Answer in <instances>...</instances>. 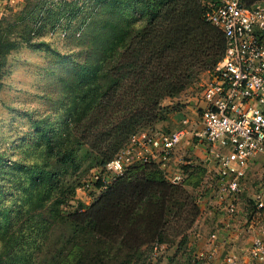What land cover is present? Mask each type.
I'll return each mask as SVG.
<instances>
[{
  "label": "trees",
  "instance_id": "obj_1",
  "mask_svg": "<svg viewBox=\"0 0 264 264\" xmlns=\"http://www.w3.org/2000/svg\"><path fill=\"white\" fill-rule=\"evenodd\" d=\"M125 1L108 0V5L119 8ZM128 1L146 5V9L133 22L107 19L99 55L93 64L74 68L66 83L69 122L64 126L62 140L61 136L57 140L69 143L63 149L67 151L63 152L65 161L78 163L80 147L82 157L90 158L91 167L103 168L114 157L111 156L121 146L124 135L133 131V125L151 126L165 117L160 100L173 88L169 90L170 86L156 80L140 82L128 107L124 103L125 108L118 106L117 112L109 106L121 81L106 64L111 59L116 62L119 50L132 40L134 32L142 35V47L151 54L146 59L156 62L154 78L179 70L186 73V81L199 71L211 70L223 56L224 36L205 21L204 14L210 6L205 9L204 0ZM210 1L214 4L217 0ZM244 1L249 5L257 0ZM17 47L0 31V59ZM110 108L116 113H108ZM113 129L119 137L104 145ZM56 146L54 143L51 148ZM149 165L160 167L155 163L128 166L91 203L80 202L69 211L64 209L66 199L59 191L57 169L44 157L22 166L24 178L17 180L20 194L0 205V264H60L70 255L69 264H131L143 249L168 243L166 237L183 236L194 224L200 208L185 186L170 183L159 172L150 174ZM97 186L103 184L98 182ZM169 218H175L174 228L169 226Z\"/></svg>",
  "mask_w": 264,
  "mask_h": 264
},
{
  "label": "rangeland",
  "instance_id": "obj_2",
  "mask_svg": "<svg viewBox=\"0 0 264 264\" xmlns=\"http://www.w3.org/2000/svg\"><path fill=\"white\" fill-rule=\"evenodd\" d=\"M203 4L206 9L211 1L204 0ZM121 8L123 10H118ZM145 9L146 5H135L128 0L119 8H110L108 0H12L3 7L0 31L9 40L15 41L18 47L0 59V205L20 194L17 180L24 178L21 167L40 162L43 157L47 164L58 170L56 181L66 199L65 210H73L80 202L89 204L103 193L105 187L97 184L102 183L100 178L106 172L99 166L91 167L90 158L82 157L80 147L77 151L80 155L78 163L65 161L66 157H63V149L69 145L66 140L61 141L64 126L69 122L66 83L72 77L74 68L81 64H93L99 55L107 32V19L133 22ZM141 36L134 32L132 40L119 50L116 62L111 59L113 62L106 64V68L114 70L121 81L114 97L109 100V106L114 109L121 105L123 109L128 107L134 101V92L140 82L156 80L155 83H164L170 86L169 90L173 89L160 100L165 117L151 126L133 125L134 132L124 135L121 146L111 157L122 155L129 149L135 153L140 146L134 138L147 130L168 132L178 128L183 118H193L201 92L210 79V69L199 71L186 81V73L179 70L154 78L152 69L156 62L146 59L151 54H146L142 47ZM176 75L179 76L178 81ZM114 109L110 108L108 113H116ZM116 131L111 130V137L103 142L104 145L111 138L119 137ZM60 136L61 140L57 141ZM50 140L58 146L52 149V144L47 145ZM178 151L180 170L177 172L183 170L185 175L179 185L185 186L197 206L202 208L200 212H204V209L210 208L207 199L211 195L205 188L206 178L214 172L211 170L212 162L206 160V147L194 136L188 137ZM136 164L143 163L134 157L129 166ZM149 166L152 169L150 174L159 172L165 177L164 167ZM201 216H197L194 224ZM194 224L183 236L166 237L169 242L163 241L166 243L161 244V248L154 249L153 245L143 249L131 264H204L209 261L197 259V245L191 248L190 243L208 236L210 228L203 227L206 222L202 224V230ZM169 226L175 227V218H169ZM70 260L71 255L60 264H69Z\"/></svg>",
  "mask_w": 264,
  "mask_h": 264
},
{
  "label": "built area",
  "instance_id": "obj_3",
  "mask_svg": "<svg viewBox=\"0 0 264 264\" xmlns=\"http://www.w3.org/2000/svg\"><path fill=\"white\" fill-rule=\"evenodd\" d=\"M204 19L223 34L225 50L210 70V79L198 101L201 126L192 130L189 119L183 118L174 130H147L134 138L140 146L138 150L134 153L129 149L109 160L102 168L106 175L100 179L107 186L127 170L134 157L141 163H155L166 169L177 148L195 136L206 147V160L212 162L214 172L205 183L213 195L209 199L225 215L233 217L250 161L264 158V0L249 5L244 0H217L206 10ZM165 177L170 183L179 184L185 175L182 170L165 173ZM250 209L264 211V174L251 198ZM217 238L215 232L210 233L209 250L199 251L196 258L213 259ZM153 248H161V244L156 243ZM247 256L264 264L263 232L254 236ZM237 261L234 254H228L219 264Z\"/></svg>",
  "mask_w": 264,
  "mask_h": 264
},
{
  "label": "crops",
  "instance_id": "obj_4",
  "mask_svg": "<svg viewBox=\"0 0 264 264\" xmlns=\"http://www.w3.org/2000/svg\"><path fill=\"white\" fill-rule=\"evenodd\" d=\"M11 1L12 0H0V8L3 9V7ZM189 121L192 130L199 129L201 122L198 109L196 112L195 110L193 111V118ZM178 154L179 151L177 148L170 164L164 169L165 173H175L180 170L178 167L180 163ZM263 174L264 158L252 159L249 163L246 176L242 180L243 189L236 198L237 213L233 217L225 215L221 209H219V206L215 205L212 199H209L213 196L211 193L208 199L205 197V199L209 200L207 204L210 205V208L204 209V212L201 210L200 214L202 216L194 225H196L197 229L202 230L201 226L206 222V225L203 227H209V232H215L218 238L215 241L216 254L214 258L205 261L204 264H219L228 254L237 256V264H258L249 259L247 256V248L254 236L261 235L262 232L264 235V211L258 212L254 209H250L251 198L258 190ZM249 189H251L250 192L248 191ZM207 238L208 236L203 238L200 237L196 242L192 240L193 242L190 243L191 248H193L192 245H197L198 251H208L210 246L207 243ZM198 251H196V253Z\"/></svg>",
  "mask_w": 264,
  "mask_h": 264
}]
</instances>
